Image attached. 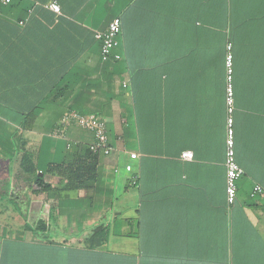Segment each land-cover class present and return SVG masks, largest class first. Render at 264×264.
<instances>
[{"label": "crops", "instance_id": "1", "mask_svg": "<svg viewBox=\"0 0 264 264\" xmlns=\"http://www.w3.org/2000/svg\"><path fill=\"white\" fill-rule=\"evenodd\" d=\"M53 1L60 13L33 8L23 24H0V222L2 208L15 218L24 195L26 223L46 224L39 235L51 218L61 226V243L39 244L40 264H264V9L242 13L240 0ZM116 14L120 58L103 61L94 31ZM241 15L261 17L239 25ZM228 33L242 169L230 206L221 56ZM70 111L106 124L111 152L98 153L89 185L69 187L62 168L82 158L92 133L68 125L52 134ZM26 152L57 190L32 197Z\"/></svg>", "mask_w": 264, "mask_h": 264}, {"label": "built area", "instance_id": "2", "mask_svg": "<svg viewBox=\"0 0 264 264\" xmlns=\"http://www.w3.org/2000/svg\"><path fill=\"white\" fill-rule=\"evenodd\" d=\"M11 0H0V5H6ZM35 5H41L43 8L49 9L55 13H60V6L56 1L34 2ZM121 29V19L119 16H114L104 30H95L94 38L99 42L100 57L103 61L118 60L120 53L117 51L119 42L118 35ZM230 45L226 47L227 53L225 57V137H224V168H225V202L227 206L234 203L236 198V179L242 174V169L235 159L234 150V131H233V109L234 96L232 89V59L229 53ZM68 125H74L79 128L90 131L93 135V140L89 145V149L93 153L107 155L111 152V146L108 142L106 124L95 113H84L78 111H70L66 113L52 130L55 137L63 136L64 128ZM130 160L137 155L136 152H129ZM182 158H191L190 151L181 153ZM127 172L132 170V165L127 162L123 165ZM134 180V179H133ZM261 191L260 186L253 187L252 195Z\"/></svg>", "mask_w": 264, "mask_h": 264}, {"label": "trees", "instance_id": "3", "mask_svg": "<svg viewBox=\"0 0 264 264\" xmlns=\"http://www.w3.org/2000/svg\"><path fill=\"white\" fill-rule=\"evenodd\" d=\"M231 7L233 8L232 11H234V4L233 2L231 3ZM33 8H41V9H45L43 8L41 5H35L34 2H26V0H11L10 3L6 4V5H0V24L3 23H7L8 21H12L10 22L11 26H18L20 24H23L25 21L24 19H26V11H28L29 9H33ZM238 8L240 9V12H244L246 13V9H256V11H258L259 9H264V0H253L252 3H250L249 5L246 4V0H240V2H238ZM242 10V11H241ZM263 12V22L262 24L264 25V10H261ZM18 13V15H17ZM117 16V14L115 15ZM114 17V16H113ZM112 17V18H113ZM258 20V17L261 16H250V15H241L238 19L239 21L237 22V20H235V18L232 17V25H233V20H235V23L241 25L244 23L249 22L251 19H255ZM111 18V19H112ZM226 35V34H224ZM227 41L224 44V47L222 49V59H223V72H224V82H225V57H226V47L229 44L230 45V49H229V53L231 54V59H232V89H233V96H234V103H235V95H234V36L231 33H228L227 36ZM5 38V33L1 32L0 33V41H2V39ZM5 40V39H4ZM119 42V41H118ZM99 43V42H98ZM0 53H2V55H5L6 50L5 48L0 50ZM209 55V54H208ZM214 56V55H213ZM217 57H219V50H217ZM224 110H225V83H224ZM234 110H235V104H234V109H233V113H232V117H234ZM85 113V112H84ZM225 113V111H224ZM33 114H28L27 116L32 117ZM226 116V113H225ZM225 122V119H224ZM25 129V128H23ZM27 129V128H26ZM22 156H24V158H26V161L24 159H22L21 161V169L23 170L24 173L28 174L29 176L23 178L24 182L26 184H28L32 190V197L38 195L39 193H43V192H48V191H53V190H57L56 186H53L51 183L47 182L43 175L39 176L36 172L35 169V165L33 164V162L27 157L29 156V154L23 153ZM98 153H93L90 151L89 146L86 147L84 153L82 154V158L78 159V160H74L73 163L70 164H64L63 169V174L64 177L67 179V184L69 187L71 186H77V185H89V183L87 182H91V181H95V165L97 164V160H98ZM28 159V160H27ZM52 166H50L49 169H51ZM44 174V172H43ZM0 185V196L3 195H7V185L3 186ZM56 194L58 195V193L56 192ZM23 199V200H21ZM30 197H27V200H30ZM21 201H25L26 202V196L22 195L19 198V202ZM30 224L26 223L27 227ZM35 230H40V231H45L46 230V224L43 220H39L35 223ZM30 230H32V228H30ZM97 231H102L103 234H107L108 233V228H104L101 230H97Z\"/></svg>", "mask_w": 264, "mask_h": 264}, {"label": "rangeland", "instance_id": "4", "mask_svg": "<svg viewBox=\"0 0 264 264\" xmlns=\"http://www.w3.org/2000/svg\"><path fill=\"white\" fill-rule=\"evenodd\" d=\"M14 204L15 208L13 211L17 214L15 218H11L12 211L10 209H1L4 216L0 222V264H40L41 247L39 244L44 242V240L56 244L61 243L63 230L51 218L47 234L45 236L39 235L40 230H35L33 224H30V227L26 226L25 214L20 209V203L15 201ZM22 218L24 219V223H22ZM30 231H32V234H30ZM15 238L16 240H14ZM116 243L119 244V242ZM115 249L120 248L116 245Z\"/></svg>", "mask_w": 264, "mask_h": 264}, {"label": "water", "instance_id": "5", "mask_svg": "<svg viewBox=\"0 0 264 264\" xmlns=\"http://www.w3.org/2000/svg\"><path fill=\"white\" fill-rule=\"evenodd\" d=\"M38 175H39V176H41L42 174H41V173H39Z\"/></svg>", "mask_w": 264, "mask_h": 264}]
</instances>
